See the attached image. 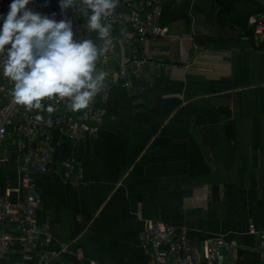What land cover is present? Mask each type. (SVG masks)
Listing matches in <instances>:
<instances>
[{"label": "crops", "instance_id": "0c3cea01", "mask_svg": "<svg viewBox=\"0 0 264 264\" xmlns=\"http://www.w3.org/2000/svg\"><path fill=\"white\" fill-rule=\"evenodd\" d=\"M154 1L166 36L132 46L112 26L111 76L96 97L108 112L102 130L79 142L64 136L54 151L80 156V176L66 179L59 163L35 174L38 218L51 221L55 238L49 249L70 247L54 264H152L142 247L148 220L185 231L192 257L224 236L234 245L228 262L264 264V241L248 229L253 223L264 233V52L248 23L264 14V1ZM12 2L0 0V16ZM54 6L31 0L26 7L48 16ZM135 48L164 65L118 84L119 62ZM13 146L1 145L13 160L0 166V199L11 201L23 195ZM23 257L16 238L0 264Z\"/></svg>", "mask_w": 264, "mask_h": 264}, {"label": "built area", "instance_id": "2783aa9c", "mask_svg": "<svg viewBox=\"0 0 264 264\" xmlns=\"http://www.w3.org/2000/svg\"><path fill=\"white\" fill-rule=\"evenodd\" d=\"M156 7L154 0H119L118 7L107 22L120 29L121 43L132 46L144 44L167 34L166 29L155 22L158 13ZM48 17L56 21L70 19L77 38L95 40L92 33L83 28L84 18L76 10L70 8L61 13L59 0H55ZM248 23L256 37L254 47L264 52V14L251 17ZM2 25L3 20H0V28ZM201 53L202 50L196 47V54ZM110 62L109 54L97 61V67L105 71L107 76H111ZM163 65L152 53L135 48L119 62L115 80L127 86L131 78L140 75L146 67L157 69ZM11 87L0 67V166L13 160L10 153L1 149V145L10 140L16 149L20 189L23 190V195L15 201L0 199V225L7 227L0 229V260L12 250L18 238L24 254L20 264H54L59 256L69 252L70 247L61 243L59 248L49 249L55 238L51 221L41 223L38 218L42 194L36 186L35 174H47L59 163L66 179L79 177L83 164L81 157L59 158L54 151L62 145L64 136L79 142L85 137L97 135L102 130L108 112L97 106V96L89 109L80 112L69 111L66 100L57 104L55 99L44 101V107L40 110L26 112L21 106L12 103L9 95ZM49 103L55 108L53 113L45 111ZM37 114L43 116L41 121L35 119ZM49 119L51 124L47 123ZM248 229L251 234H259L263 243L264 233L258 232L255 224H250ZM142 247L152 253V264H238L235 260H226L227 255L233 256L234 245L224 236L207 241L201 254L192 257L189 254L191 240L188 234L159 221L144 222ZM77 258L80 261L84 259L81 255H77Z\"/></svg>", "mask_w": 264, "mask_h": 264}, {"label": "clouds", "instance_id": "9594fccd", "mask_svg": "<svg viewBox=\"0 0 264 264\" xmlns=\"http://www.w3.org/2000/svg\"><path fill=\"white\" fill-rule=\"evenodd\" d=\"M31 0H13L0 28V67L12 87V103L26 112L40 110L43 102L67 101L71 112L89 109L104 87L107 73L97 61L113 48L108 23L119 0H59L61 13L74 9L96 39L77 38L70 19L56 21L26 6ZM53 113L51 103L45 108ZM37 121L43 116L37 114ZM51 124V120L47 121Z\"/></svg>", "mask_w": 264, "mask_h": 264}, {"label": "water", "instance_id": "95a60500", "mask_svg": "<svg viewBox=\"0 0 264 264\" xmlns=\"http://www.w3.org/2000/svg\"><path fill=\"white\" fill-rule=\"evenodd\" d=\"M205 144H206V147H207V153H208V155L210 157V161L213 162V160L211 159V156H210V148L212 147L213 143L208 137H206Z\"/></svg>", "mask_w": 264, "mask_h": 264}]
</instances>
